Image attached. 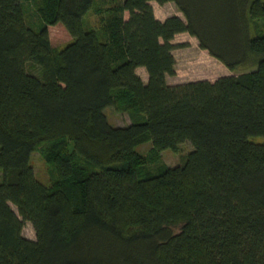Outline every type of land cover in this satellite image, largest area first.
Wrapping results in <instances>:
<instances>
[{
  "label": "trees",
  "instance_id": "obj_1",
  "mask_svg": "<svg viewBox=\"0 0 264 264\" xmlns=\"http://www.w3.org/2000/svg\"><path fill=\"white\" fill-rule=\"evenodd\" d=\"M24 1L0 0V264H264V141L252 140L264 137V0H123L113 48L85 25L96 0H58L62 49L26 22ZM152 1L185 19L160 20ZM184 32L229 69H256L169 83ZM108 106L131 124L113 125ZM144 137L193 149L142 178ZM44 143L71 186L36 177ZM72 155L92 167L83 177Z\"/></svg>",
  "mask_w": 264,
  "mask_h": 264
},
{
  "label": "rangeland",
  "instance_id": "obj_2",
  "mask_svg": "<svg viewBox=\"0 0 264 264\" xmlns=\"http://www.w3.org/2000/svg\"><path fill=\"white\" fill-rule=\"evenodd\" d=\"M58 0H26L24 1L25 19L26 22L35 28H42L47 26L50 31L51 41L54 47L62 49L69 42L72 41V36L61 24H51L50 21L54 16L57 8ZM123 0H96L92 9L85 17V25L88 28L96 29L100 32L104 41H107L111 48L115 47L116 38L113 30V20L119 12L115 7L120 6ZM155 14L160 20L178 15L185 19L183 12L178 8L174 2H167L160 4L152 1ZM264 25V19L258 18L253 20V30L257 31L258 26ZM174 43L181 44L174 50L176 58V74L168 76V82L171 84L195 81L201 79L216 80L225 75L241 74L256 69L254 66H239L236 69H229L222 61L210 55V53L201 48L196 37L187 32L178 34ZM29 69L38 72L39 67L30 65ZM138 73L146 82L149 79L147 70L143 68L138 69ZM134 109V107H133ZM131 111V110H130ZM130 111L125 110L121 106H108L105 112L110 122L115 126H126L131 124L132 118ZM252 140L264 141V137H253ZM51 142V144H53ZM193 149V146L186 142L181 145L179 151L174 152L171 149L158 151L152 144L149 137L142 138L137 145V150L143 156L144 162L139 167V174L142 178L153 177L165 167H175L182 165ZM50 147L47 143L38 146L32 155V165L35 170L36 177L50 187H57L64 185L67 187L71 182H64L58 174V168L55 161L50 158ZM74 166V177H83L87 171L92 167L88 163L76 155H72ZM1 180V177H0ZM76 199V198H75ZM75 206L78 207L76 201ZM16 209V206L13 205ZM176 231H180V226L175 227ZM23 234L31 239H36V231L32 222L26 221L23 229Z\"/></svg>",
  "mask_w": 264,
  "mask_h": 264
},
{
  "label": "crops",
  "instance_id": "obj_3",
  "mask_svg": "<svg viewBox=\"0 0 264 264\" xmlns=\"http://www.w3.org/2000/svg\"><path fill=\"white\" fill-rule=\"evenodd\" d=\"M143 68V67H142Z\"/></svg>",
  "mask_w": 264,
  "mask_h": 264
}]
</instances>
